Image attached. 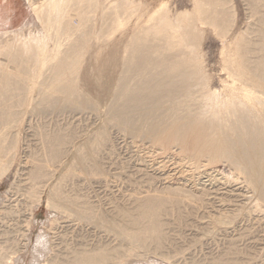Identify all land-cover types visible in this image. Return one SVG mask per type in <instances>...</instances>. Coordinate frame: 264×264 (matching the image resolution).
<instances>
[{
    "label": "bare ground",
    "instance_id": "obj_1",
    "mask_svg": "<svg viewBox=\"0 0 264 264\" xmlns=\"http://www.w3.org/2000/svg\"><path fill=\"white\" fill-rule=\"evenodd\" d=\"M28 1L47 37L31 34L5 49L0 58V157L6 150L16 151L18 142L5 147L6 141L10 134L18 138L26 107L32 106L41 115L92 109L131 135L143 134L163 150L176 146L194 161L190 165L194 168L228 164L243 176L256 197V210L264 214V0H241L247 11L245 31L239 30L234 0H180L174 5L166 0ZM12 5L0 0L3 18L9 22L22 9ZM209 34L223 44L221 70L227 76L222 81L223 92L212 89L213 77L206 70L208 55L203 44ZM134 116L141 129L133 128ZM39 131L43 153L30 161L25 192L20 190L33 203L40 204L59 167L72 169L75 177L93 178L102 173L97 157L107 143L106 129L99 128L94 138L78 147L70 132ZM57 180L48 194L49 207L81 222L95 216L100 226L133 248L147 250L154 245L160 249L165 239L161 216L185 204L196 209L181 190L145 195L142 191L132 207L118 211L123 222L108 220L102 214L93 215L92 206L81 198L66 194L64 175ZM217 223L224 225L227 220ZM11 252L6 257L0 253V264H12L21 251ZM67 256L61 261L52 258L53 264H113L123 258L122 252L97 248L79 249Z\"/></svg>",
    "mask_w": 264,
    "mask_h": 264
},
{
    "label": "rangeland",
    "instance_id": "obj_2",
    "mask_svg": "<svg viewBox=\"0 0 264 264\" xmlns=\"http://www.w3.org/2000/svg\"><path fill=\"white\" fill-rule=\"evenodd\" d=\"M32 1L39 2V0ZM166 1L174 5L180 0ZM234 1L237 7L239 30L241 31L242 28L245 31L247 11L241 0ZM5 2L13 4L12 7L16 5L22 9H18L20 10L19 19L15 16L9 22L3 18V8H0L1 59L3 58L2 54L5 53L3 51L18 40L25 41L24 39L31 34L41 39L47 37L45 29L33 16L28 0H5ZM187 8H191L190 4H187ZM182 10L183 8L180 9V11ZM214 36L209 34L207 41L205 40L203 44L204 54L208 55L207 58L205 56L206 66L209 64L206 70L210 69L208 72L213 77L212 89L223 92L222 81L227 80L226 73L221 70L223 44L219 38ZM48 43L52 50L53 41L50 39ZM26 111L28 112L24 114V124L18 138L10 134L11 137L8 136L6 141L5 147L12 146V141H17L16 151L7 153L6 150L1 153L0 157V173H5L3 177L0 176V249L2 250L0 253H4L3 257H6L11 251L14 252L16 249L17 252L20 249L21 252L16 254L12 264H53V259L66 258V255L69 256L79 249L94 250L96 248L102 249V251L122 252L123 258L120 260L117 258L114 261L118 264H213L218 261L221 264H264V214L262 211L261 213L256 210V197L243 176L237 171L235 172L228 164L220 162L208 165V167L194 168L190 166L194 161L186 158L176 146L163 150L143 134L131 135L124 127L118 126L116 123H109V119L106 120L105 117L92 109L47 111L41 115L35 114L32 111V106H28ZM132 119H134L133 128L141 129V124L137 121L136 116ZM99 128L107 130V143L97 157L98 168L102 173L93 178H86L84 175L77 176L78 173H76L77 177H75L72 175V169L63 171L64 167H59L51 180L52 183L54 182L53 184L56 185L57 179L64 175V190L67 195L81 198V201L92 206V211L95 212L93 215L102 214L107 219L120 222H123L124 219L118 217V211L122 208L132 207L133 200L136 197H141L142 193L143 195L148 193L168 194L181 190L187 199L189 197L188 200L191 203L193 200L196 209L192 210V206L188 208V204H185L186 206L182 205V208L178 209L179 211L177 208H172L167 214L161 216L160 219L164 222L163 235L165 234V239L160 249L154 245H151L147 250L133 248L127 242L117 238V235L100 226L99 219L95 216L90 221L81 222L74 216H70L71 214L68 212L62 213L49 207L47 200L50 189H53L52 183L46 187V193L44 192L42 195L43 199L39 205L28 199L26 193H20L21 191L25 192L24 187L27 185L31 168L30 161L33 162L34 157L43 153L39 130L44 131L45 129L48 133L56 130L70 132L74 135L73 144L78 147L84 140L94 138L95 134L93 133H96ZM69 159L70 157H67L65 162H68ZM233 171L234 174H232ZM131 176L133 177L131 178ZM168 187H172V189ZM160 189L161 191L158 192ZM231 197L233 200L230 199ZM253 202L255 205L252 206ZM183 209L185 211L182 214ZM220 219L227 220L229 225L217 223ZM214 220L216 221L214 222ZM27 223L30 224V227L27 226ZM118 249L119 251H117ZM126 254L127 256H124Z\"/></svg>",
    "mask_w": 264,
    "mask_h": 264
},
{
    "label": "crops",
    "instance_id": "obj_3",
    "mask_svg": "<svg viewBox=\"0 0 264 264\" xmlns=\"http://www.w3.org/2000/svg\"><path fill=\"white\" fill-rule=\"evenodd\" d=\"M5 21V20H4Z\"/></svg>",
    "mask_w": 264,
    "mask_h": 264
}]
</instances>
